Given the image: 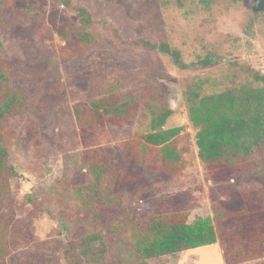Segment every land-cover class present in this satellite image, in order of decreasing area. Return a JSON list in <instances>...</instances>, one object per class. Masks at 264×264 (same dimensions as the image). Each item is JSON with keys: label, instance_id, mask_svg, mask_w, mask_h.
<instances>
[{"label": "rangeland", "instance_id": "1", "mask_svg": "<svg viewBox=\"0 0 264 264\" xmlns=\"http://www.w3.org/2000/svg\"><path fill=\"white\" fill-rule=\"evenodd\" d=\"M55 1L0 0L4 60L12 87L28 102L26 113L6 126L16 175L10 179L12 198L0 212V233L8 247L0 264H65L66 244L96 231L101 245L94 247L104 254L99 262L84 264H226L218 242L138 262L132 235L152 216L175 210L186 209L188 223L197 216L213 218L216 201L227 208L244 203L264 209V150L253 154L245 171L212 181L198 158L196 129L183 96L195 77L216 82L208 83L207 93L219 91L217 82L230 74L232 62L264 75V0L261 6L256 0H72L74 9L91 13L88 30L97 44L71 57L62 52L66 43L60 28L75 11ZM143 42L179 52L181 65ZM208 55L218 63L201 69L199 62ZM108 95L133 102L128 123L97 126L83 139L74 107ZM166 109L172 115L162 129H181L177 140L186 150L184 170L167 180L156 179L146 167L133 174L126 163L136 159L124 155L122 143L152 132L154 118ZM93 147L108 149L123 170L116 191L126 210L116 226L121 208L95 227L78 221L47 193L56 181L69 188L89 182L82 157ZM241 264H264V256Z\"/></svg>", "mask_w": 264, "mask_h": 264}, {"label": "trees", "instance_id": "2", "mask_svg": "<svg viewBox=\"0 0 264 264\" xmlns=\"http://www.w3.org/2000/svg\"><path fill=\"white\" fill-rule=\"evenodd\" d=\"M261 2L256 0L258 6ZM55 4L74 9L72 0H56ZM74 11L75 15L62 21L60 28V38L66 43L62 52L68 57L83 47L97 44L94 32L88 30L93 26L91 13L83 7ZM143 45L169 53L176 65H181L179 52L169 51L165 45L147 42ZM217 63L215 55H208L199 62V67L206 69ZM229 66L230 74L217 82L219 91L207 93L206 87L216 86V82L195 77L183 93L189 121L196 129L198 158L207 176L215 182L230 171H245L253 154L264 150V75L245 63L232 62ZM13 80L0 39V212L12 198L10 179L16 175L9 161L11 141L7 122L24 115L28 109L25 93L12 87ZM132 107V101L122 100L119 95L76 105L74 114L81 137L85 139L97 126L125 125ZM171 115V110H164L154 118L152 132L122 143L124 155L136 159L135 163L127 161L126 169L134 174L136 169L146 167L148 173L160 180L181 175L186 152L177 140L181 129H162ZM82 159L91 180L73 188L56 181L47 191L49 198L64 206L81 223L95 227L103 223L107 213L121 208L114 226L120 224L126 208L123 197L116 191V181L123 170L103 147L87 149ZM228 192L231 191L223 190V194ZM236 207L227 208L216 201L212 205L213 218L197 216L191 223L186 209L152 216L132 235L134 257L138 262H146L218 242L226 264L259 259L264 256V209L244 203ZM96 242L101 245L99 231L84 235L76 243H67L63 254L65 264L99 262L104 251L95 249ZM7 253L8 247L0 233V263Z\"/></svg>", "mask_w": 264, "mask_h": 264}]
</instances>
